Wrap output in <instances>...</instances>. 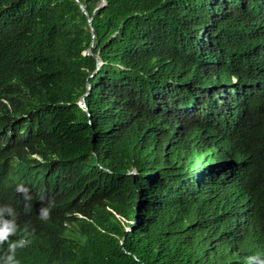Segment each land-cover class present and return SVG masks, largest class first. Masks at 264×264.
I'll return each instance as SVG.
<instances>
[{"label":"trees","instance_id":"trees-1","mask_svg":"<svg viewBox=\"0 0 264 264\" xmlns=\"http://www.w3.org/2000/svg\"><path fill=\"white\" fill-rule=\"evenodd\" d=\"M80 1L0 0V205L87 214L72 264L264 260V0Z\"/></svg>","mask_w":264,"mask_h":264},{"label":"clouds","instance_id":"clouds-1","mask_svg":"<svg viewBox=\"0 0 264 264\" xmlns=\"http://www.w3.org/2000/svg\"><path fill=\"white\" fill-rule=\"evenodd\" d=\"M88 86L90 89V82ZM80 104L86 107L82 103V98ZM3 141L4 137H1L0 144ZM33 156L30 158L36 159L34 163L37 164L39 156L37 154ZM13 162L16 161L11 163ZM9 166L7 161L0 163V171L5 170L3 177H0V186L5 191L13 193L14 196L23 193L26 199L31 200L30 189L25 186L24 180L12 183L11 178H8L6 168ZM42 175L47 185L41 187L43 194H40L39 199L45 200L50 194L47 196L44 193L51 188L52 180L48 168ZM52 207L50 201L41 206L39 218L43 221L23 222L17 219V213L11 205H0V264H72L69 258L60 251V247L63 241L75 238L77 232L75 225L80 227L83 220L89 221L91 218L84 212L76 210L73 218L65 216L62 224L45 222L51 217ZM26 210L30 209L26 208ZM5 212H10L12 215L10 213L4 215ZM133 223V219L125 223L127 231H132ZM133 259L137 261V264H143L139 256H133ZM247 264H264V260H258L257 256H249Z\"/></svg>","mask_w":264,"mask_h":264},{"label":"water","instance_id":"water-1","mask_svg":"<svg viewBox=\"0 0 264 264\" xmlns=\"http://www.w3.org/2000/svg\"><path fill=\"white\" fill-rule=\"evenodd\" d=\"M78 1H79L80 5H81L82 9L88 14V10L86 9L84 3L82 1H80V0H78ZM89 22H90V25L92 27V30L94 31V27H93V24H92L91 17L89 18ZM94 36H95V33H94ZM85 53L86 54H92L93 52L91 51V48H88ZM96 57H97V60H98V65H100L101 62H102L101 58H100V56L98 54L96 55ZM82 103L86 105L85 95L82 96Z\"/></svg>","mask_w":264,"mask_h":264}]
</instances>
